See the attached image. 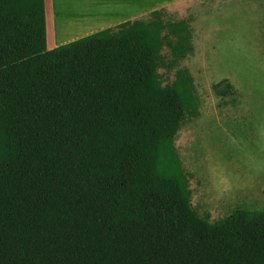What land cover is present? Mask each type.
<instances>
[{"label":"trees","instance_id":"trees-1","mask_svg":"<svg viewBox=\"0 0 264 264\" xmlns=\"http://www.w3.org/2000/svg\"><path fill=\"white\" fill-rule=\"evenodd\" d=\"M161 10L48 50L44 0H0V264H264V209L191 206L190 32Z\"/></svg>","mask_w":264,"mask_h":264},{"label":"rangeland","instance_id":"rangeland-1","mask_svg":"<svg viewBox=\"0 0 264 264\" xmlns=\"http://www.w3.org/2000/svg\"><path fill=\"white\" fill-rule=\"evenodd\" d=\"M151 5L140 18L162 9L166 31L182 21L190 32L191 52L178 67L192 78L197 115L182 121L174 145L193 210L214 222L236 207L264 209V0H143L141 8ZM222 79L233 96L214 94Z\"/></svg>","mask_w":264,"mask_h":264},{"label":"crops","instance_id":"crops-1","mask_svg":"<svg viewBox=\"0 0 264 264\" xmlns=\"http://www.w3.org/2000/svg\"><path fill=\"white\" fill-rule=\"evenodd\" d=\"M182 1L169 0V6ZM142 4L143 0H72L57 9L55 0H44L46 48L52 50L81 37L140 18L143 12L155 6L142 9ZM58 12L61 13L58 15L60 22H57ZM48 27L51 29L49 36Z\"/></svg>","mask_w":264,"mask_h":264}]
</instances>
